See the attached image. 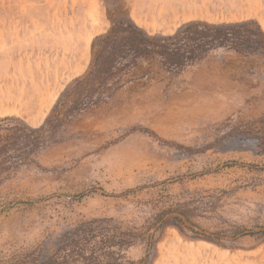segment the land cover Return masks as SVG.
<instances>
[{
  "label": "rangeland",
  "instance_id": "rangeland-1",
  "mask_svg": "<svg viewBox=\"0 0 264 264\" xmlns=\"http://www.w3.org/2000/svg\"><path fill=\"white\" fill-rule=\"evenodd\" d=\"M0 264H264V0H0Z\"/></svg>",
  "mask_w": 264,
  "mask_h": 264
},
{
  "label": "bare ground",
  "instance_id": "bare-ground-1",
  "mask_svg": "<svg viewBox=\"0 0 264 264\" xmlns=\"http://www.w3.org/2000/svg\"><path fill=\"white\" fill-rule=\"evenodd\" d=\"M3 105V104H2ZM2 105L0 104V110L2 109Z\"/></svg>",
  "mask_w": 264,
  "mask_h": 264
}]
</instances>
